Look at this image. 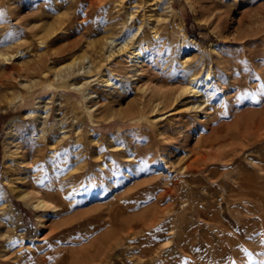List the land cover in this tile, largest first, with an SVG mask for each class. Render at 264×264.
Returning <instances> with one entry per match:
<instances>
[{
    "label": "rangeland",
    "instance_id": "rangeland-1",
    "mask_svg": "<svg viewBox=\"0 0 264 264\" xmlns=\"http://www.w3.org/2000/svg\"><path fill=\"white\" fill-rule=\"evenodd\" d=\"M0 264H264V0H0Z\"/></svg>",
    "mask_w": 264,
    "mask_h": 264
},
{
    "label": "bare ground",
    "instance_id": "bare-ground-1",
    "mask_svg": "<svg viewBox=\"0 0 264 264\" xmlns=\"http://www.w3.org/2000/svg\"><path fill=\"white\" fill-rule=\"evenodd\" d=\"M104 43L103 44H107V45H111V43L113 42L112 39L110 37H105L104 39ZM135 52H136V48H133V47H129L127 42H122L121 45H119L118 48L116 49H113V50H110L109 53L107 54V58H110V57H113L116 53H124L125 55H129L130 57H135ZM18 54V53H17ZM16 53L14 54V56L17 55ZM13 55V54H12ZM13 56V57H14ZM80 58V57H79ZM8 59V57L6 58ZM77 60V57L76 58H73L71 60V62L69 64H67L65 67H70L72 66V64H74ZM63 68V66H62ZM59 69V68H58ZM57 69V70H58ZM56 70V71H57ZM65 72V71H64ZM89 73V72H88ZM208 80V76H206L205 78H203V82H206ZM104 82H107V84L110 82L108 79H103ZM91 82V81H89ZM151 87V86H150ZM150 89V88H149ZM158 88L154 85L152 86V91H155L157 92ZM161 88H159L160 90ZM180 89V88H179ZM178 89V90H179ZM181 94H189V95H193V94H197L198 92H200V90L198 89V86H197V80L194 79V78H191L188 85H186L185 87H181L180 91H179ZM160 94V93H159ZM165 93H161V96L162 98L165 97ZM149 98V97H148ZM166 98V97H165ZM147 103V102H146ZM151 103V102H150ZM199 106V105H198ZM200 107V106H199ZM51 204L46 198H44L43 196H40L37 198V202L36 203H33V207L32 209L36 210L38 208H45V207H48V205Z\"/></svg>",
    "mask_w": 264,
    "mask_h": 264
}]
</instances>
